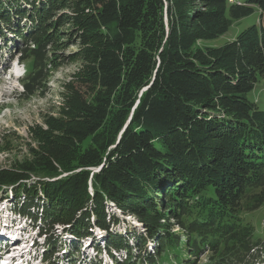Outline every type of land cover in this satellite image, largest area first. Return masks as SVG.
I'll use <instances>...</instances> for the list:
<instances>
[{
    "label": "trees",
    "instance_id": "trees-1",
    "mask_svg": "<svg viewBox=\"0 0 264 264\" xmlns=\"http://www.w3.org/2000/svg\"><path fill=\"white\" fill-rule=\"evenodd\" d=\"M255 12L232 41L198 46ZM0 50L25 62L29 95L79 65L59 116L0 168L47 261L62 247L78 258L86 240L114 264H264L241 216L264 204V107L249 98L264 79V0H0Z\"/></svg>",
    "mask_w": 264,
    "mask_h": 264
},
{
    "label": "rangeland",
    "instance_id": "rangeland-1",
    "mask_svg": "<svg viewBox=\"0 0 264 264\" xmlns=\"http://www.w3.org/2000/svg\"><path fill=\"white\" fill-rule=\"evenodd\" d=\"M258 15L254 14L235 22L228 31L222 36L207 42H199L198 46H212L219 47L227 42L232 41L236 35L245 28L257 23ZM13 44L10 43L9 47ZM76 47L70 46L67 50H63V56L72 53ZM12 52H4L0 50V168H8L15 162H20L23 158L28 156V147L34 146L31 137V130L37 126H44V121L47 117H58L59 106L62 104V84L69 81L73 73L79 67L77 63L66 62L58 67L53 72H50L48 79L42 81L43 86L38 92L33 95L26 94L23 88L24 64L16 65V58L9 60ZM12 70H8V66ZM21 74L23 78H14L13 74ZM258 89L249 94L251 100L256 101L261 107H264V79L258 84ZM95 172V170H94ZM16 198L11 192L0 193V225L1 220L4 218L7 223L6 230H12L16 233L21 232L22 237L25 238L27 234L33 236V246L38 244V247L43 240L36 236L35 224L31 222L26 216H19L17 213L18 206ZM110 210V209H109ZM112 210V209H111ZM15 212V213H12ZM13 214H16L13 216ZM242 218L253 227L255 239L264 240V204L254 211H242ZM3 217V218H2ZM124 222L134 225V218L125 217ZM3 221V220H2ZM12 225V226H11ZM136 229L137 226H135ZM177 231V228H175ZM12 232V233H14ZM99 233L95 232L94 236ZM104 234L101 233L100 237ZM102 239V238H100ZM29 243V240H28ZM86 242H83L80 254L82 258L88 260L91 251L85 247ZM40 254V251L38 252ZM34 253H31L32 256ZM57 256L55 258L54 256ZM60 252H56L50 262L45 263L36 261L34 264H55L57 259L61 257ZM17 258V257H16ZM100 264H108L105 255L100 256ZM99 259V258H98ZM3 257L0 258V264ZM209 255L202 254L196 264H209ZM53 262V263H52ZM86 261L84 264H88Z\"/></svg>",
    "mask_w": 264,
    "mask_h": 264
},
{
    "label": "bare ground",
    "instance_id": "bare-ground-1",
    "mask_svg": "<svg viewBox=\"0 0 264 264\" xmlns=\"http://www.w3.org/2000/svg\"><path fill=\"white\" fill-rule=\"evenodd\" d=\"M0 238H4V240L7 239V237H5V235H3V234H1V233H0ZM6 249H7V248H6Z\"/></svg>",
    "mask_w": 264,
    "mask_h": 264
}]
</instances>
